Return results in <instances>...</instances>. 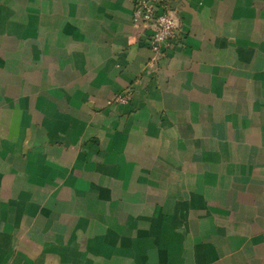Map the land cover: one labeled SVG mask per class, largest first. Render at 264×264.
I'll return each instance as SVG.
<instances>
[{"label":"crops","instance_id":"crops-1","mask_svg":"<svg viewBox=\"0 0 264 264\" xmlns=\"http://www.w3.org/2000/svg\"><path fill=\"white\" fill-rule=\"evenodd\" d=\"M171 8L0 0V264H264V0Z\"/></svg>","mask_w":264,"mask_h":264},{"label":"built area","instance_id":"built-area-1","mask_svg":"<svg viewBox=\"0 0 264 264\" xmlns=\"http://www.w3.org/2000/svg\"><path fill=\"white\" fill-rule=\"evenodd\" d=\"M172 1L134 0L133 23L147 37L146 44L153 55L150 69H156L157 63L166 58L169 50L182 38V23L171 8ZM133 96L134 91L127 89L117 94L108 105H128Z\"/></svg>","mask_w":264,"mask_h":264}]
</instances>
